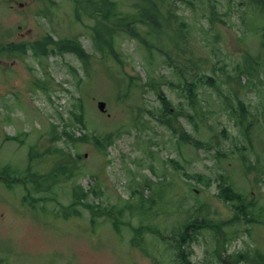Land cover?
Masks as SVG:
<instances>
[{
    "label": "rangeland",
    "instance_id": "1",
    "mask_svg": "<svg viewBox=\"0 0 264 264\" xmlns=\"http://www.w3.org/2000/svg\"><path fill=\"white\" fill-rule=\"evenodd\" d=\"M13 4L6 12L0 3V38L10 32L11 43L19 44L45 34L75 36L89 64L84 70L74 54L41 58L29 49L1 58L9 68H0V264H264V216L261 223L228 224L235 210L217 196L222 175L246 203L264 204V177L255 182V171L245 175L235 148L246 145L243 151H255L264 163V125L252 128L250 149L226 107L240 98L258 113L264 102L263 65H253L261 72L251 76L235 70L246 52L263 58L253 30L258 16L246 0L178 1L185 37L174 38L167 28L169 37L156 46L162 52L149 53L143 46L151 37L140 45L122 32L121 65L92 46L93 20L76 17L73 0ZM192 70L217 84L218 92L197 86L200 118L181 86ZM155 88L170 100L166 115L179 111L175 120L204 146L179 141L180 130L174 134L161 123ZM63 129L88 140L72 144ZM66 160L68 167L59 168ZM196 173L201 180H194ZM190 220L221 224V231L195 228L183 243L188 253L178 256L171 238Z\"/></svg>",
    "mask_w": 264,
    "mask_h": 264
},
{
    "label": "trees",
    "instance_id": "2",
    "mask_svg": "<svg viewBox=\"0 0 264 264\" xmlns=\"http://www.w3.org/2000/svg\"><path fill=\"white\" fill-rule=\"evenodd\" d=\"M178 1H187L188 3H191V0H73L75 3L74 12L77 14L76 17H79L81 14H86V16H89V18L93 20V24L89 27L91 29V31H89V33H91L89 34V37L92 46L101 53L102 58L111 57L120 65L122 64V51L117 46V38L122 32H125L128 36L134 38L140 45L142 42H146V35L151 37L152 42L143 46L146 47V50L149 53L152 52V50H158L159 52H162L161 49L157 48L156 46L169 37L166 32L167 28L173 31L174 38L185 37L186 28L183 27L185 24L183 23V20L177 16L175 10L178 6ZM246 5L252 9L255 17L256 15L258 16V20L256 19L258 23L255 25L253 30L256 34H259V45L261 46V51L263 54L258 53V55H263V58H260L259 56L255 57L253 55L248 56L250 53L246 52L245 54H247V57H243V64H237L235 70L238 73L241 71L246 72L247 75L251 76L256 72L264 71V0H246ZM31 47L34 50V53L40 57L51 53L74 54L82 61L83 69L86 70L88 68V54L83 48L80 39L75 38V36L53 39L51 35L47 34L40 40L34 41L31 44ZM169 57L170 56L167 58L168 64L172 62V58ZM253 65L263 66H261L262 69L260 71L259 69L257 70V67H254ZM193 70L191 72L190 78L183 77L181 86L185 92V95L187 96V104L192 109V115L198 116L200 118L203 112V106L198 101L197 86L207 84L211 88L213 87L215 91L218 92V90L216 80L213 78V76L203 72L198 78H195L196 72ZM179 73H184V71L180 68ZM79 79L81 80V77ZM155 89L157 100L160 103L158 118L160 120L164 119L161 121V123L169 127L171 132L174 134H178L176 131L180 130L182 135L180 136L178 134L177 139L179 141L180 139H186L189 140L193 146H204L205 143L203 140L193 138L190 139V136L187 135L183 130L185 127L183 126L182 122L175 120L176 116L180 113L179 111H174L171 116L166 115L170 114L169 110L171 108H168L170 105V100L159 88ZM263 104L264 102L261 103L259 108L260 111L258 113H253L249 110L248 105H246L240 98H237L235 105L231 104L230 99L226 102V107H229L228 115L233 117L234 123L236 124L240 134L249 143L250 149L253 148L252 128L255 125H259L260 123L264 125ZM186 115L191 119L190 114ZM259 115L262 117V122H258ZM76 120L80 121L81 125H83L81 114L76 118ZM173 123H176V125ZM63 132L66 134V136H68L66 141H69L72 144H75L79 139L84 138L88 140L85 134L76 136L71 131L66 129H63ZM91 139H93L96 144L101 143L99 136L92 135ZM108 141L110 140H107V143ZM235 148L240 152L239 159L243 168V173L246 175L250 174L252 171H255V182L258 181L260 177H264V163H261L260 155L254 151L253 155L248 156L243 151L246 148V145L244 144L241 146H237L236 144ZM67 153L70 155V152ZM220 154L221 156L224 155L223 152ZM79 155L75 153L74 155L70 156L71 163L74 162L73 164L75 165L77 160L76 157ZM215 155L216 157L220 156L218 153H215ZM67 162L68 161L66 160L63 163H60L58 165L59 168L68 167ZM258 174H260V176H258ZM192 176H194V180H201V177L197 173ZM220 178L221 181L217 185V196L222 198L223 201L229 202L235 210L233 218L227 223L231 225L236 224L239 219L242 218L251 224L255 222L261 223V216H264V204L261 206H256L253 201L246 203V200L241 192H235L231 187V181L230 183H226V178L222 175H220ZM80 191L81 192L78 197L84 198L86 192L83 193L82 188H80ZM249 206L250 208L247 210ZM204 225L211 227L213 231H221V224L215 225L207 220H204L200 226L199 224H196L190 220L186 225H184V229L180 231L178 237L175 236L171 238L175 248L177 249L178 256H183L184 252L188 253L185 251L183 243L185 240L187 241L192 238L189 235L190 232L194 231L195 228L202 227ZM246 229L248 231V228ZM138 230V227L135 228V231ZM234 233H236V230L233 232V234ZM182 259L185 260L184 257H182ZM186 261L188 262L187 264H192L188 260Z\"/></svg>",
    "mask_w": 264,
    "mask_h": 264
},
{
    "label": "flooded vegetation",
    "instance_id": "3",
    "mask_svg": "<svg viewBox=\"0 0 264 264\" xmlns=\"http://www.w3.org/2000/svg\"><path fill=\"white\" fill-rule=\"evenodd\" d=\"M15 0H0V3H3L5 8L9 9V11H6V12H10V10H14V2ZM19 6H23L24 3L23 2H19L18 3ZM26 5H24L23 7H25ZM20 28V27H19ZM10 32H6L5 35L3 37L0 38V62L4 61L2 60L1 58H3L4 56H8V57H12L14 56L13 53L14 50L16 49V43H11V40H10ZM7 36V37H6ZM9 40V42H7ZM28 42H21L19 43V48H20V52L23 54V49L25 47V44H27ZM5 64V63H4ZM6 65V64H5ZM2 67H5V66H2V64L0 63V68L3 69ZM9 67L6 65V68L3 69V70H6L8 69ZM2 179V176H0V180Z\"/></svg>",
    "mask_w": 264,
    "mask_h": 264
},
{
    "label": "water",
    "instance_id": "4",
    "mask_svg": "<svg viewBox=\"0 0 264 264\" xmlns=\"http://www.w3.org/2000/svg\"><path fill=\"white\" fill-rule=\"evenodd\" d=\"M98 108L102 110L104 108V102L99 101L98 102Z\"/></svg>",
    "mask_w": 264,
    "mask_h": 264
}]
</instances>
